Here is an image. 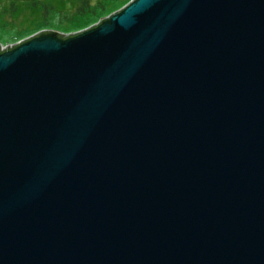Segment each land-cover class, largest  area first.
Listing matches in <instances>:
<instances>
[{
  "label": "water",
  "instance_id": "water-1",
  "mask_svg": "<svg viewBox=\"0 0 264 264\" xmlns=\"http://www.w3.org/2000/svg\"><path fill=\"white\" fill-rule=\"evenodd\" d=\"M124 6L0 49V264H264V0Z\"/></svg>",
  "mask_w": 264,
  "mask_h": 264
},
{
  "label": "rangeland",
  "instance_id": "rangeland-1",
  "mask_svg": "<svg viewBox=\"0 0 264 264\" xmlns=\"http://www.w3.org/2000/svg\"><path fill=\"white\" fill-rule=\"evenodd\" d=\"M7 0H0V43L8 47V43H14L24 37L34 34L42 29H54L63 33H69L72 31H78L80 29L89 27L90 25L98 22L102 16L95 18L89 14L80 15L77 8V1L64 0L61 4H56L61 7L57 8L63 11H54L47 19L41 17H34L31 10L20 8L13 12L12 6L8 9V12H2L4 8V2ZM46 3L49 0H41ZM131 0H120L117 5L110 11L113 12ZM95 3V2H94ZM93 3V4H94ZM55 10V9H54Z\"/></svg>",
  "mask_w": 264,
  "mask_h": 264
},
{
  "label": "trees",
  "instance_id": "trees-1",
  "mask_svg": "<svg viewBox=\"0 0 264 264\" xmlns=\"http://www.w3.org/2000/svg\"><path fill=\"white\" fill-rule=\"evenodd\" d=\"M63 1L64 0H49L48 2H50V3H46V2L41 1V0H7L4 2L5 6L2 9V12H4V13L8 12V9L12 6L11 10H13V12L17 11L20 8L28 9V10H31V13L34 15L35 18L42 16L43 18L47 19L49 16L52 15V13L54 11H59V12L63 11L61 9L57 10V8H59L61 6L56 5V4L63 3ZM72 1L74 2V0H72ZM76 1L78 2L77 3V8H78L77 10H78V12H80V15H86V14H89L91 11H93L94 13H91V16L97 18L100 15H105V14L109 13L107 15V17H105V18L102 17L101 20H99L96 24H94L91 27L98 25L100 22L109 18L112 14L121 11L125 7V6H123L120 9H118L117 11H114L111 13L110 11L115 7V5H117V3L120 0H76ZM51 33H57L59 35V37H61V38L66 37V35H64V34H60V33L55 32V31H48V30L40 31L36 35H45V34H51ZM36 35H33V36H36ZM33 36H31L25 40H28V39L32 38ZM17 44H14L12 47H9V48H13ZM9 48H7V49H9ZM0 49H1V52L7 50V49H2L1 45H0Z\"/></svg>",
  "mask_w": 264,
  "mask_h": 264
},
{
  "label": "built area",
  "instance_id": "built-area-1",
  "mask_svg": "<svg viewBox=\"0 0 264 264\" xmlns=\"http://www.w3.org/2000/svg\"><path fill=\"white\" fill-rule=\"evenodd\" d=\"M8 47H6V49H7Z\"/></svg>",
  "mask_w": 264,
  "mask_h": 264
}]
</instances>
